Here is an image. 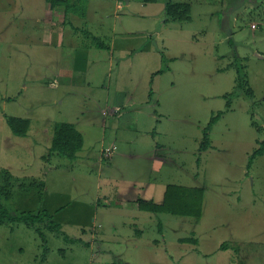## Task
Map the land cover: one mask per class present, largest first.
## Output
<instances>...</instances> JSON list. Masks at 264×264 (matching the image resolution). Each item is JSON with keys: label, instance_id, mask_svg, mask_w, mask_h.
Returning <instances> with one entry per match:
<instances>
[{"label": "rangeland", "instance_id": "374dc122", "mask_svg": "<svg viewBox=\"0 0 264 264\" xmlns=\"http://www.w3.org/2000/svg\"><path fill=\"white\" fill-rule=\"evenodd\" d=\"M168 1L191 19L164 22ZM50 6L0 0V200L49 211L68 239L44 219L0 225V264H264V154L247 168L264 141V0H88L84 21L56 6L65 32L42 43ZM69 22L111 50L83 30L69 41ZM8 117L31 122L27 138ZM69 122L87 130L76 162L49 154ZM168 185L203 188L202 216L118 205L161 203Z\"/></svg>", "mask_w": 264, "mask_h": 264}, {"label": "trees", "instance_id": "16d2710c", "mask_svg": "<svg viewBox=\"0 0 264 264\" xmlns=\"http://www.w3.org/2000/svg\"><path fill=\"white\" fill-rule=\"evenodd\" d=\"M51 4L56 6H63L65 8L66 16L71 12H77L80 15L84 16L87 9V0H78L73 2L72 0H47ZM156 1V0H150ZM82 7L80 10L79 8ZM191 7L186 3H174L168 1L164 9V22H187L191 19L190 16ZM95 45L98 48H104L111 50V47L100 39L96 38ZM159 71L158 73H161ZM242 89H237L234 93L231 94V98L237 97L241 94ZM248 95V93L246 92ZM221 112L213 116L209 126L204 131L203 142L200 146V151H205L210 146V136L209 132L212 129V126L216 123ZM7 124L11 128L14 135L19 137H25L28 133L30 121L27 119H21L17 117H8ZM52 138V144L49 150V154H60L64 157H67L70 161H76L78 158V153L82 151L84 145L83 135L75 128L73 124L70 123H59L54 128ZM264 154V141L259 143V147L251 154L249 157L247 168L248 170L252 167L254 160L258 156ZM7 178V177H6ZM6 184H9L7 182ZM6 192L5 186L2 183L0 194ZM11 197V194H8V198ZM136 202L139 205L140 210L151 212V213H168L171 215L192 217L199 219L203 213V202H204V189L199 187H184L180 185H168L166 187L164 198L161 203H155L152 201H145L143 199H137ZM44 219L46 221V226L50 230H54L57 234L62 235L65 239H68L66 234L62 231L60 223L53 222L52 215L49 211L44 210L37 214L28 213L20 217L13 216V214L7 209V207L1 203L0 200V225L11 223H26L31 227H36L37 224ZM75 242V240H71ZM184 243L185 240H180ZM228 246V245H227ZM227 246L223 244L221 249H226ZM238 251V248H235ZM242 264V262H241Z\"/></svg>", "mask_w": 264, "mask_h": 264}, {"label": "crops", "instance_id": "0c3cea01", "mask_svg": "<svg viewBox=\"0 0 264 264\" xmlns=\"http://www.w3.org/2000/svg\"><path fill=\"white\" fill-rule=\"evenodd\" d=\"M76 1H78V0H73V2H76ZM48 2V1H47ZM128 4H129V2H128ZM127 4V5H128ZM87 7H88V0H87ZM56 9V8H55ZM54 11H56V10H54V6L51 4V6H50V8H49V12H50V14H48V17H46V18H43V19H40V18H38L37 19V21H38V23L39 24H42V26H40L39 27V31H40V33L42 32V31H44L45 33L44 34H42V36L43 37H39V41L40 42H48V41H57L58 42V34H60V32H65V27L63 26V27H61V28H55V25H64V24H66L67 22H66V18L67 17H65L64 15H63V17L62 18H59V17H55V16H53V14L54 13H56V12H54ZM57 11H60L59 10V8H57ZM88 10L86 9V12H85V15L84 16H82V15H80L79 13H77V12H71V13H69V18L70 19H79L80 21H84V20H86V16H88V12H87ZM63 13H65V12H63ZM82 22H80V24H81ZM69 24H71V28L69 29V41H74V39H76V38H78V40H79V36H81V35H79L80 33H81V30H83V31H85V33H87V36H85V38H87V39H89V42H91L92 44H93V46H94V44H95V39L96 38H98V39H100V37L99 36H96L95 34H93L91 31H89V30H87V29H84L83 27H80V26H76L75 27V25H73V23L72 22H69ZM57 37V38H56ZM81 40H83V39H81ZM63 41V40H62ZM73 46V45H72ZM78 62H81V60H78ZM71 70L72 71H74V69H72L71 68ZM25 88H27V85H26V87ZM120 111H121V109L120 108H115L114 106L113 107H110L109 108V113L111 114V115H113V117H115V115L116 114H119L120 113ZM104 113H106V115L104 114ZM104 113H103V115L105 116V117H108V113L107 112H105L104 111ZM7 121V120H6ZM70 123V122H69ZM70 124H73L74 126H75V128L83 135V138H84V145H83V149H82V151H80L79 153H78V158L80 157V154H82L83 152H86V150H87V143H86V134H87V130L86 129H84V127L82 126V125H80L79 123H77V122H72V123H70ZM30 127H31V122H30V126H29V130H28V133H27V135L25 136V137H20V138H22V139H24V138H27V136H28V134H29V132H30ZM19 137V136H18ZM53 138V137H52ZM113 146H116V145H113ZM112 146V147H113ZM107 148H109V147H107ZM105 149V148H104ZM104 149H102L101 150V155H102V157L103 158H106V157H104V155H103V153H102V151L104 150ZM114 154V153H113ZM54 155V157H59V156H57V155H59V154H57V153H55V154H53ZM113 156V155H112ZM111 156V157H112ZM78 158H77V160H78ZM110 158V157H109ZM108 159V158H107ZM76 160V161H77ZM76 161H73V162H76ZM11 197H12V193H11ZM136 198H133V199H129V201H127L126 202V204H124L122 201L121 202H119L118 201V205L119 206H121L122 207V209H127V207H130V208H132V210H133V212L135 211L136 213H138V212H140V211H142V210H140V208H139V205H138V203L136 202ZM63 229V228H62ZM143 233V231L142 230H140V229H137L136 230V234L137 235H141Z\"/></svg>", "mask_w": 264, "mask_h": 264}, {"label": "built area", "instance_id": "2783aa9c", "mask_svg": "<svg viewBox=\"0 0 264 264\" xmlns=\"http://www.w3.org/2000/svg\"><path fill=\"white\" fill-rule=\"evenodd\" d=\"M106 115V113H104ZM117 150L116 146L113 147H109V148H105L102 153L104 155V157L109 158L113 155L114 151Z\"/></svg>", "mask_w": 264, "mask_h": 264}]
</instances>
